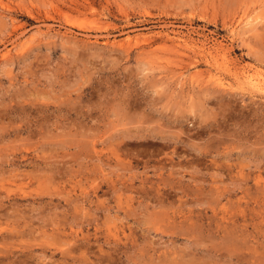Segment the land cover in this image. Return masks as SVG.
I'll return each mask as SVG.
<instances>
[{
    "label": "rangeland",
    "instance_id": "1",
    "mask_svg": "<svg viewBox=\"0 0 264 264\" xmlns=\"http://www.w3.org/2000/svg\"><path fill=\"white\" fill-rule=\"evenodd\" d=\"M45 263L264 264V0H0V264Z\"/></svg>",
    "mask_w": 264,
    "mask_h": 264
},
{
    "label": "bare ground",
    "instance_id": "2",
    "mask_svg": "<svg viewBox=\"0 0 264 264\" xmlns=\"http://www.w3.org/2000/svg\"><path fill=\"white\" fill-rule=\"evenodd\" d=\"M256 19V18H255ZM258 19V18H257ZM262 19V18H261ZM254 20V19H253ZM254 22V21H253ZM249 24H250V22H249ZM251 24H252V22H251ZM254 25V24H253ZM252 26V25H251ZM123 43V42H122ZM4 56H6V54H4ZM262 184V183H261ZM5 187V186H4ZM15 202V201H14ZM3 210V209H2ZM2 212V211H1ZM16 228V227H15ZM2 235V234H1ZM4 237H5V235H4ZM3 237V238H4ZM2 239V238H1ZM2 241V240H1ZM6 241V240H5ZM3 242V241H2ZM52 259V258H51ZM52 261V260H51ZM37 263V262H36ZM46 264V263H45Z\"/></svg>",
    "mask_w": 264,
    "mask_h": 264
}]
</instances>
